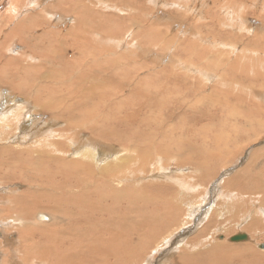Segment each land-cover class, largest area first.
<instances>
[{
  "label": "rangeland",
  "instance_id": "374dc122",
  "mask_svg": "<svg viewBox=\"0 0 264 264\" xmlns=\"http://www.w3.org/2000/svg\"><path fill=\"white\" fill-rule=\"evenodd\" d=\"M64 1L50 0L48 2L44 0V3L41 2L40 4L47 5L48 9H51V7L55 5V7H57L59 6V4L60 6L68 7V4L63 3ZM96 1L98 0H91V2ZM99 1L100 2L97 4H102V11L105 17L106 15H111L112 13L119 18H122L123 16L129 18L130 16L127 17L128 14H131L135 17L136 22L135 26L133 27V32H135L134 34H136L137 36L133 35L132 37L131 34V37L134 39V41L132 42L133 44L131 43V47L128 46L131 45L129 42L131 41V38L127 41L129 44H127V42H124V40L126 41V39H128L129 34H127L128 36H123L124 38L119 45L117 41L112 43V41L109 39H105L101 42L96 41L99 46L105 47L107 51L109 48L118 45L117 47H120V51H122V53L120 52V55L122 54L126 57L121 58L122 60L118 59L117 62L110 57L111 55H107V51L103 53V55H94V58L92 57L94 60L92 58H88L89 60L87 63L81 60V58L79 57L81 53L77 54L70 48L71 45L76 43V35L80 31L79 29L76 30L78 24V19L76 18L75 22H73V25L68 26L69 24H67L66 29L61 31H53L52 34H47L49 40L51 38V41H49L45 35H42L45 34V32L40 33V31H38L37 33L36 28H33V30L31 29L28 34H31L32 38L31 42L27 44L26 49H24L25 43L23 42L22 45L20 42V40L24 39L23 36L20 39L19 37H17V39L13 41L11 39L9 40L5 38L7 33H9V28H11L12 25L9 24L8 26H0V46L2 43H4L7 53H10L8 51H14V54H12L13 60L8 66H6V64L4 63L7 55H1L0 53V68H2L3 65L4 68H2V71L3 73H5V75L0 74V88L4 86L2 83L9 82V85L18 84V86H22L27 91H30L33 86H41V89L47 86L46 88L48 89L49 86L57 85V88L63 87L64 91H66L65 88H67V86H71L69 82L72 81L70 79L72 70L79 68L81 64L83 65V70L85 71L79 70V74L77 76H72V79L74 78L77 82H80L82 80L80 74L88 77L87 80L82 84V86H79L81 87V90L75 87V89L77 88L76 92L78 98H71V95L75 94L74 89L73 91H69L68 93L70 102H60V108L61 110H64L66 116L58 113H56V116H59V119L68 124V128H65L64 130L65 133L63 131H60V128L63 126V124H57L54 128H52L51 124L48 123V121L50 120L54 121L55 117H52L47 112V110L46 112L31 111L32 115L29 114L30 110H24V102L21 100L22 95L20 94V92H17L16 96L18 97V99L11 100V98H5V101L8 102V104H6L7 110L1 111L0 109V134L1 132L4 133V131H6V127L3 125V120L7 117H10L13 109H18L17 106L20 105L21 110L25 114H22L18 119H13L18 120V122L22 124H28L31 120L32 122L30 126H35L33 128L34 135H39L40 133L47 131V129L51 127V129H53L56 134H59V140L61 139L60 136L62 135L63 138L61 147H64L65 144L69 143V138L73 137L71 135L79 136V134L81 133V135L84 136L83 138H85L86 143L78 146L76 148V151H78L85 147H89V144L92 145L91 141L87 139H89L88 136H95L93 134L89 135L85 128L80 129L77 125H75L76 123L80 122L78 117L80 116V113L82 111V113H84V111H86L90 107L92 109L95 108L96 105L100 104L99 106H101L103 111L108 113L110 117V111H112L113 107H116L117 104H120V101H128L130 98L134 97L128 91V89H130V91L132 92H135V89H138V87L147 89L153 94L152 96L148 95L146 98L136 99L137 101L140 99L151 103L150 110L144 115H141V117L146 118V120L148 118H154L155 121L153 123H161L164 134L168 135L165 140L169 138L173 144V141L176 142L178 139L180 142L182 141V143H184V149L175 152L176 149L172 148L173 152H170L165 156H161V158L153 163V165L146 163L147 168L142 167L138 170L140 178L145 175L149 177V179L147 180L139 181V194H136L137 186L133 184L135 190L134 194L136 195H133L135 202H141L142 200H144V202L146 201L148 205L152 204L150 207L158 209L160 204H155L152 202V200H155L154 198L156 197L158 199L160 198L159 200H161L162 204L164 202V204H166L168 202L173 203V201H177L180 202V205H183L180 206L182 208L180 219H182L183 221H187L189 220V215L185 213H187L188 211V213L191 214V226L193 227L190 226L183 229V226H181V229L178 231V237H175L171 240L173 241V243L170 244L169 242L165 244V254L167 255L171 251H176L174 250L175 248H173L174 241L175 243H180V239L182 238V236H185V239L189 238V241L191 240L190 243L186 246V249L191 250L192 253L197 254L200 251L201 242L205 238L208 239L205 242L206 246L210 244L209 240L211 242H214L216 241V238H218L220 242L224 241L226 245L234 246L250 243L254 247V249L262 251L264 249V201L261 199L263 195L259 191L261 187L264 186V0ZM22 2L23 1L18 0L16 6L19 7ZM28 2L29 0L24 3L23 7L20 10L11 13V15L13 17L20 16L24 19L25 14L32 9V6L27 4ZM114 2H116L117 5L115 8H111V5ZM126 2H131L132 8L131 6L130 8L125 7ZM14 3L13 0H8L6 3L2 4L0 0V6L4 7V9L7 8L8 4L11 5ZM2 12H5V10H1V13ZM36 12L37 11L32 13L33 17L38 16L40 12L43 13L41 9L39 12ZM125 12L127 13L125 14ZM129 32L130 31H128V33ZM39 36H41V38H39L40 42L37 41ZM162 36L163 38H160ZM172 37L174 40H172ZM54 38L59 42L58 44L53 45ZM92 39L97 40L95 38ZM44 40L46 41V43L50 42L51 46L55 47L56 49H49L47 47L48 44L46 45V43L42 42ZM10 41H12L11 45L14 43L16 44L14 48L7 47ZM35 45L37 47H35ZM129 48H131L130 52ZM183 48L186 52L190 51L191 54L188 53V55L184 54V52L182 53V51L180 50ZM27 49L28 51L31 50L34 52L32 61H30L32 57H28L29 52L24 55V51ZM44 50L47 51L46 56H44L45 53L42 54ZM124 50H127L129 53L127 51L125 52ZM142 51L145 53H143ZM58 52L61 55H59ZM139 52L141 53L142 57L140 56ZM193 55H197V57H199V60L202 59L200 64L197 63V59ZM74 60H78L75 61L78 63L75 64ZM97 60L102 63L100 65L103 69L107 64V66H112L106 68L107 70L105 69L103 71L97 65L98 63L95 62ZM179 60L185 61L179 62ZM28 61H30L33 67L41 68L39 70V73L37 74L38 76L36 74H31V67H27L28 65L27 63H25ZM90 61H92L93 63ZM165 61L167 62V64ZM39 62L43 63L40 64ZM65 63H67V66L61 67V65H64ZM85 65L89 66L85 67ZM135 65L137 68L135 67ZM26 68H28L27 71ZM152 68L155 69L152 70ZM47 69L49 71H46ZM114 69H117L118 71ZM174 69H176V71ZM41 70L44 71L42 72ZM92 71H98L99 73L97 72L98 74H94ZM114 71H117V74ZM121 76L123 77L122 79ZM56 78H58L59 80ZM44 79H50V81H45ZM94 82L99 84H93ZM51 83L53 85H51ZM90 84L101 86L100 88L99 86H90L95 90L94 96H92V94L90 93L91 90H88V85ZM229 87L232 88V94H237L238 97L242 98V102L239 103L240 105L237 104L229 108V111L233 114V116L230 113L220 114L218 108L213 105L217 101H222L223 97H226L224 89ZM255 88H258L257 92L255 91ZM250 89H252V91H250ZM101 90H104L105 92H102ZM152 90L154 92H157L158 94L153 93ZM98 91H100V93ZM109 91H112V93H110ZM159 91H161V93H159ZM121 92L123 95H121ZM7 93L8 91L3 94H6V96H8ZM34 94L38 95L36 91L34 92ZM48 97L50 98V100H53L52 96ZM96 97L101 101L97 102ZM85 98H89V100H87L86 102L87 105L84 104L85 106L83 105V107L77 106V101L79 102L81 99L85 100ZM0 99L2 98L0 97ZM245 99H247V101H244ZM231 100L234 101L237 100V98L231 97ZM110 104L111 107L109 106ZM159 106L161 107L159 108ZM11 107L13 109H11ZM174 108H177V110L179 111L178 114L176 116L173 115L172 117H169L168 115L174 110ZM189 108H191V110H188ZM5 113H8V116L4 118L3 115ZM69 114H73L75 115V117L77 115L76 120H74V118H68L67 115ZM236 117L245 120L247 123L239 124L234 119ZM251 120L252 123L249 124L248 122H250ZM69 123L71 124L69 125ZM42 125H44V127ZM87 126L91 127L92 124L89 123V125H86V128ZM179 127H181L182 130H184L185 128L187 129L186 136L179 133ZM111 129L112 128H110V130ZM176 130L178 133L176 132ZM239 131L241 132L239 133ZM23 133L29 134L27 129H25ZM0 138L4 139V137ZM147 138L149 139V137ZM216 138H219L220 140L216 141L215 143L214 139ZM103 139L109 141L108 143L112 144L113 141H116L113 137ZM142 139L146 140L145 137H143ZM9 140L13 141L12 138H9ZM195 143L198 144L196 145ZM198 145L202 146L203 149L202 147L200 149ZM114 149L116 150L118 149V147L115 146ZM114 149H111L112 153H114ZM234 150H236V153ZM136 151H138L139 153L141 152V150ZM257 151L258 158H256L254 161L250 160L252 153ZM42 153L41 156L44 160L45 155H43ZM205 153H218L223 157L224 162L230 159V163L226 164L223 162L222 164L218 163V165H216L213 157H210L207 160L204 159L203 155ZM0 161V196L23 193L26 190L27 183L16 182L13 179H9L6 181L5 177H2L5 174L3 172H10V170H6L7 166L3 163V160L1 158ZM248 162H250V164L253 166L252 172L248 173L247 171H245L243 175H252L251 179L255 177L256 179L252 180L253 183L244 184L243 182H240L241 184L236 185V188H232L231 186L227 185V183L223 185L225 180L232 177V175L236 171L242 169ZM157 166L160 168L157 172L149 173V171L155 170ZM31 167L32 168H27L26 166V169L28 171L36 170L37 173L39 172L37 170L43 169V166L41 164H39V166L31 165ZM217 167L218 170H216ZM159 171H165L167 172V174L164 176H157V173ZM29 174L33 175L35 173H28L27 175ZM172 175L174 176L171 177ZM138 176L139 175H135L134 177L136 178ZM156 178L159 181H155L154 179ZM196 178L199 180H196ZM136 180L138 179H133V182ZM177 182H180L181 184H178ZM148 183H151L150 185H159L162 187L156 190H149ZM182 185L186 186L183 187ZM246 189L248 192L246 191ZM239 191H245L247 193L248 201H245L246 198H243V196H241L242 194ZM254 192H259V196L256 197ZM173 193L174 199L171 200L170 197L173 195ZM44 194L45 193H43V195ZM57 195L58 194L53 195L51 200L48 199L49 205H51L52 202L55 201L54 199H56ZM240 196L242 199L240 198ZM253 198H255V200H253ZM60 200L61 199L58 198V202H60ZM190 201H194V203ZM238 201H241V205L246 202L249 206H251V211L253 212L254 210L255 213H248V216L241 213L237 216L238 218L232 220L233 216L235 215L234 210H237L238 208L241 209V207L238 205L234 210L232 209L230 211L228 210V206L229 208H232V204H234V202L237 203ZM218 203H224V205L222 206L223 208L219 206L217 213L215 214V211L212 212V208L215 209V206ZM184 204L186 206H184ZM257 204H260V206H257ZM3 205H5V203H3ZM195 205L196 207H193ZM8 206L9 205L2 207H4L5 209L7 207L8 209L6 210H11L10 206ZM45 206H47V204H42L41 208L43 209ZM147 208L149 209V207ZM123 209L124 207L121 206V209L118 210L119 212L117 211L119 219L122 217L123 212L125 213V216L128 214V210ZM219 211L220 214H218ZM228 212H231L232 214L231 216L229 215L230 218H228ZM224 214L225 218H223ZM124 217H122L121 220H123ZM185 217L187 218L186 220ZM194 219L201 222L199 226L207 220L210 221V224H213L206 231V233H204V235L203 232H200L199 234H196V237L192 238V235L198 230L197 226H195L197 225V222ZM247 219L248 221L252 219V221L256 223L257 228L259 224L257 233H252L250 230L244 227L245 223L243 224V221H246ZM220 222H222V224H218ZM8 224H10L9 221ZM126 225L127 226H124L125 229H130L131 224L126 223ZM225 225L227 226V228L224 227ZM7 226V224L3 223L2 220H0V238L2 233H5L4 230ZM124 227L122 228L124 229ZM225 229H227V231H225ZM242 233H245L247 235V238L245 240H230L231 236ZM11 238L12 241L10 242L18 246L19 243L17 239V233H13L11 235ZM195 240L196 242H193ZM38 241L39 240L34 242L31 246L25 248L26 251L31 249L30 247L35 246ZM226 245L224 244L225 247H230ZM174 246L182 248L183 244L181 246L175 244ZM12 249L13 248L9 247L6 244H0V264H14V261L11 260V262H9L6 260L11 256L16 257L15 264H21L19 261L27 260L24 255L19 256L18 251L14 252L12 251ZM52 251L53 250H51V252ZM106 255V253H103L101 257H105ZM173 256L174 255L171 253L168 256L162 255V257L158 260L159 262L157 260V262L155 261L156 263H154L153 261L151 262L152 264H179L175 261L172 262ZM186 257L190 258L191 256L187 255ZM110 260H112V258H110L108 261ZM151 262L148 263V260H145L144 263L151 264ZM206 263H208V260L205 261L204 264ZM26 264L40 263L38 261L29 260V263Z\"/></svg>",
  "mask_w": 264,
  "mask_h": 264
},
{
  "label": "bare ground",
  "instance_id": "6f19581e",
  "mask_svg": "<svg viewBox=\"0 0 264 264\" xmlns=\"http://www.w3.org/2000/svg\"><path fill=\"white\" fill-rule=\"evenodd\" d=\"M7 1L1 0V3L3 4L6 3ZM17 1L18 0H13L14 4L11 5L8 4L7 8L5 9L4 7L0 6L1 7L0 26H8L9 24L12 25V27L9 28V33H7L5 38L9 40L11 39L13 41L17 39V37H19L20 39L23 36L24 39L20 40V42L22 45L23 42L25 43L24 49H26L27 44L31 42L32 35L28 34L31 29L33 30V28H36L37 33L38 31H40V33L45 32V34L42 35H45L46 38L49 40L47 34H52L53 31L64 30L67 28V24H69L68 26L73 25V22H75V18L78 19L76 30L79 29L80 31L76 35V43L71 45L70 48L73 51H75L77 54L81 53L79 57L83 62L86 63L89 60L88 58H92V57L94 58V55H100V54L103 55V53L107 51L105 47L99 46L96 43V41L101 42L105 39H109L112 41V43L117 41L119 45L122 39L124 38L123 36H128L127 34H129L128 39L125 38L126 41L124 40V42H127L131 38V41H129L131 44L134 41V39L132 38L133 35H136L134 34L135 32H133V27L135 26V22H136L134 16L128 14L127 17L130 16L129 18H126L125 16L119 18L118 16L112 13L111 15H106L105 17L102 11V4H97L100 2L99 0L96 2H91V0H65V1L60 0V1H64L63 3L68 4V7H63L60 6L59 4V6L57 7H55L56 5L52 6L51 9H48L47 5L40 4L41 2L44 3V0H29L27 4L32 6V9L25 14L24 19L23 17L20 16L13 17L11 15V13L20 10L23 7L24 3H26V1L28 0H20L23 2L19 7L16 6ZM46 1L49 2L50 0H46ZM101 1H105V0H101ZM116 5L117 3L114 2L111 5V8H115ZM130 6L132 8L131 2L125 3V7L130 8ZM40 9L43 11V13L40 12L38 16L33 17L32 13L35 11L39 12ZM1 10L2 11L5 10V12H2L3 13L2 14ZM126 13L127 12H125V14ZM128 31L130 32L128 33ZM39 38H41V36H39L37 40L40 42ZM92 38H95L97 40H94ZM160 38H163V36ZM172 40H174L173 37ZM12 41L8 43L7 46L8 48L15 47L16 45L15 43L11 45ZM49 41H51V38ZM42 42L46 43L45 40ZM58 43L59 42L54 38L53 45ZM47 44H48L47 47L49 49L52 50L56 49L55 47L51 46L50 42L46 43V45ZM127 44L129 43L127 42ZM132 44L128 46L131 47ZM117 46L111 47L107 51V55H111L110 57L116 62L118 59L126 57L125 55L122 54L120 55V52L122 53V51H120V47ZM35 47L37 46L35 45ZM184 48L180 50L182 51V53L184 52V54H188V53L191 54L190 51L186 52ZM130 50L131 48H129V52ZM8 52L10 53L6 52L4 43H2L0 46V53L1 55L4 54L7 55V57L5 56L6 60L4 61L6 66H8L12 62L13 60L12 54H14L13 50ZM24 52H25L24 55H26L29 52L28 57H32V59L30 60L32 61L34 52L31 50L28 51V49L25 50ZM43 53H45L44 56L47 55V51L44 50L42 54ZM194 57L197 59V63L200 64L202 59L199 60V57H197V55ZM30 61L25 63H27L28 65L27 67H31V71H30L31 74L37 75L41 68L33 67ZM75 61L78 60H74L75 64L78 63ZM180 61L183 60H179V62ZM95 62L98 63L97 65L103 71L106 68L112 66V65L107 66L108 65L107 64L103 69L101 68L100 65L102 64L101 62H99L98 60ZM39 63L41 64L43 62H39ZM62 66L66 67L67 63L61 65V67ZM88 66L85 65V67ZM2 68H4L3 65ZM2 68H0V72H1L0 74L5 75V73H3L2 71ZM48 69L46 71H49ZM153 69L155 68H152V70ZM27 70L28 68H26V71ZM79 70L85 71L83 70L82 64L79 68L72 70L70 77L72 81L69 82L71 86H67V88L69 89L70 87V89L68 90L67 88H65L66 91H64L63 87L57 88L58 85L49 86L48 89L46 88L47 86H45L42 89L41 86H33L30 89V91H27L22 86H18V84L9 85V82L2 83L4 86L0 88V97L2 98L0 99L1 111L7 110L6 104H8V102L5 101V98H11V100H16L18 99L16 93L20 92V94L22 95L21 100L24 102V107H23L24 110H30L29 113L30 115H32L31 111L46 112L47 110V112L52 117H55L54 121L50 120L48 121V123L51 124L52 128H54L57 124H61V125L63 124V126L60 128V131H63L65 133L64 130L65 128H68L67 127L68 124L65 123L63 120L59 119L58 118L59 116L57 117L56 113L66 116L64 110L63 109L61 110L60 108V102L61 103L70 102L69 101L70 97L68 95L69 91H73L75 87L81 90V87L79 86H82V84L87 80L88 77L84 76L83 74H80V77H82V80L80 82H77L76 79L74 78H73L74 80L72 79V76H77L79 74L80 72ZM174 70L176 71V69ZM117 71L114 72L116 73ZM97 72H93V73L98 74L99 72L98 73ZM122 78L123 77L121 76V79ZM48 81H50V79ZM93 84H99V83L94 82ZM93 84L88 85L89 86L88 90H91L90 93L92 94V96L95 95V90L90 86H99ZM51 85L53 84L51 83ZM100 87L101 86H99V88ZM77 88L75 89V94L71 95V98H78L76 92ZM229 88L224 89L225 90L224 93L226 97L224 98L222 96L223 97L222 101H217L213 104L214 106H216V108H218L220 114H224V113L232 114L229 111V108L237 104L240 105L239 103L242 102L241 100L242 98L238 97L237 94H232L231 93L232 88L230 89ZM258 88L257 89L255 88L256 92ZM6 91H8L7 93L8 96H6V94H3L6 93ZM35 91L38 95L34 94ZM101 91L103 92L104 90ZM128 91L134 97L130 98L128 101H120V104L117 105L115 104L116 107H113V110L110 111V117L108 113L104 112L101 106H99L100 104L96 105L95 108L92 109L90 107L89 109L84 111V113H82L83 111L80 113V116L78 117L80 122L74 124L77 125L80 129L85 128L89 135L93 134L95 136L92 137L88 136L89 139H87L91 141L93 146L89 144V147H85L78 151H76V148L82 145L83 143H86L85 138H83L84 136L81 135L80 132H79L80 133L79 136L71 135L73 137L69 138V143L65 144L64 147H61V142L63 137L60 134L61 139L59 140V134H56V132H54L53 129H51V127L47 129V131H44L39 135H34L33 128L35 126L34 127L30 126L32 122L31 120L29 121L30 123L28 124H22L19 123L18 120L13 119V118L18 119L22 114H25L21 110L20 105L17 106L18 109L17 108L13 109L11 107L13 111L10 117H7L8 113H5L3 115L4 118L5 117L7 118L3 120V125L6 127V131H4V133L1 132L0 134V137H4V139L0 138V158L3 160V163L7 166L6 170L7 171L10 170V172L4 171L3 173L5 174L2 177H5L6 181L9 179H13L16 182H25L27 183V186H26V190L23 193H19L16 195L10 194L8 196L6 195L0 196V220H2L3 223L8 225L4 230L5 233L4 234L2 233L1 235L0 244L8 245L9 247L13 248L12 251L14 252L18 251L19 256L24 255V257H26L27 260L19 261L21 264L29 263V260L38 261L40 264H145L144 263L145 260H148V263H150L151 261L156 263L162 257V255L168 256L170 253L174 255L172 262L175 261L178 262L179 264H204L205 261L207 260L208 263L206 264H264V249L262 251H258L257 249H254V247L250 243H245L242 245H234V246L226 245L224 241L220 242L218 238H216V241L214 242H211L209 240L210 244H208L207 246L205 245V242L208 239L202 238L203 240L201 242L200 251L197 254V253H192L191 250L186 249V246L190 243L191 240L189 241L188 240L189 238L185 239V236H182V238L180 239V243H175L174 241V245L178 244L181 246L183 244L182 248H178L173 245V248H175L174 250L176 251L175 252L171 251L167 255L165 254L166 253L164 252L165 244L169 242L170 244L173 243V241L171 240L175 237H178L179 235L178 231L181 229L180 227L183 226V229H185L186 227L191 226V222H192L191 214L188 213V211L187 213H185L189 215L188 218L189 220L187 221H183L182 219H180V214H182V208L180 206L182 204L180 205V202L177 201H173V203L168 202L166 204H164L165 203L164 202L162 204L161 200H159L160 198L158 199L156 197L154 198L155 200H152V202L155 204L158 203L160 204L158 209H154V207H150L152 204L148 205V203L146 201L144 202V200H142L141 202H135L133 195L134 196L136 195L134 194L135 190L133 184L137 186L136 194H139L140 192L139 181L147 180L149 179V177L145 175L140 178V174L138 170L141 169L142 167L147 168L146 163L153 165V163L158 161L161 158V156H165L166 154L173 152L172 148L176 149L175 152L184 149V143H182V141L180 142L177 139L176 142L173 141L174 144L173 145L172 141L169 138L165 140L168 135L164 134L161 123L158 122L153 123L155 121L154 118H148L146 120V118L141 117V115H144L146 112L150 110L151 103L140 99L137 101L136 99L146 98L148 95L152 96L153 94L150 91H148L147 89H143L141 87L135 89V92L130 91V89H128ZM250 91H252V89H250ZM98 92L100 93V91ZM152 92L158 94L153 90ZM110 93H112V91ZM159 93H161V91H159ZM121 95H123L122 92ZM48 96H52L53 100H50ZM231 97L237 98V100L232 101ZM96 99L95 100L97 102L101 101L97 97ZM81 100L79 102L77 101V106L83 107L84 104L87 105L86 102L87 100H89V98H85V100L83 99ZM244 101H247V99H245ZM109 106L111 107V104ZM160 107L161 106H159V108ZM188 110H191V108H189ZM178 112L179 111L177 110V108H174V110L168 116L169 117H172L173 115L176 116ZM67 117L71 119L74 118V120H76L77 115L75 117V115L69 114L67 115ZM234 119L239 124L247 123L245 120L239 119L238 117ZM89 123L92 124V126L91 127L87 126L86 128V125H89ZM248 123L249 124L252 123V120ZM70 124L71 123H69V125ZM42 126L44 127V125ZM110 128L112 129L110 130ZM25 129L28 130L29 134L23 133ZM178 129L180 130L179 133L186 136V132H187L186 128L182 130L181 127H179ZM240 132L241 131H239V133ZM110 137H113L116 140L113 141V144L108 143L109 141L103 139ZM143 137H145L146 140L142 139ZM147 137H149V139ZM9 138H12L13 141H10ZM218 140L220 139L216 138L214 139V142L216 143V141ZM115 146H117L118 149L115 150L114 149ZM199 147L201 149L202 146ZM111 149H114V153H112ZM136 150H141V152L139 153ZM234 151L236 153V150ZM41 153L45 155L44 160L43 157L41 156ZM257 153L258 151L252 153L250 160L254 161L256 158H258ZM203 156L205 160H207L210 157H213L216 165H218V163L222 164L224 162L223 157L218 153H205ZM224 163L226 164L230 163V159L226 160ZM39 164L43 166V169H40L41 171L37 170L39 171L38 173L36 172V170L28 171L26 169V166L27 168L29 167L32 168L31 165L39 166ZM252 167L253 166L250 164V162H248L242 169L236 171L232 175V177L225 180L223 185L227 183V185L231 186L232 188H236V185L241 184L240 182H243L244 184L253 183L252 180H255L256 179L255 177L251 179L252 175L251 176L243 175L245 171H247L248 173L252 172ZM159 169L160 168L157 166L155 170L149 171V173L157 172ZM216 170H218V167ZM28 173H35V174L27 175ZM166 174L167 172L165 171H159L157 173V176H164ZM135 175H139V176L135 178L134 177ZM173 176L174 175H172L171 177ZM133 179H138V180L133 182ZM154 180L159 181L157 178ZM196 180L199 179L196 178ZM150 184L151 183H148L149 190L151 189L156 190L162 187L159 185H150ZM178 184L181 183L179 182ZM239 192L242 194L241 196H243V198H246L245 201H248L247 193L245 191L243 192L239 191ZM259 192L263 195L261 199L264 201V186L261 187ZM259 192L258 193L254 192L256 197L259 196L258 195ZM43 193L45 194L43 195ZM56 194L58 195L56 196V199H54L55 201L52 202L51 205H49L48 199L51 200L52 196ZM58 198L61 199L60 202H58ZM170 198L171 200L174 199V193ZM253 200H255V198H253ZM235 202L234 204H232V208H229L228 206V210L230 211L232 209L234 210L238 205L241 207V209L238 208L237 210H234L235 215L233 216L232 220L238 218L237 216L241 213H243L246 216H248V213H255L254 210L253 212L251 211V206H249L246 202H244L242 205L240 204L241 201L240 202L238 201L237 203ZM3 203H5V205H3ZM192 203H194V201ZM42 204H47V206H45L42 209L41 208ZM7 205L10 206L11 210H6L8 209L7 207L6 209L2 207ZM223 205L224 203L216 204L215 209L212 208V212L215 211L216 214L218 207L219 206L222 207ZM121 206H123L124 209L128 210V214L126 216L125 213L121 211L123 212L122 217L125 216L123 220H121L122 217L119 219V215H117V211L121 209ZM184 206L186 205L184 204ZM257 206H260V204H257ZM147 207H149V209ZM193 207H196V205ZM3 209L5 210V212ZM218 214H220V211L218 212ZM227 215L228 218H230L229 215L231 216L232 214L231 212H228ZM223 218H225V214ZM186 219L187 218L185 217V220ZM194 220L197 222V225L195 224L194 225L197 226L198 230L192 235V238L196 237V234H199L200 232H203L204 235V233H206V231L213 224V223L210 224V221L207 220L199 226L201 222L196 219ZM8 221L10 222V224H8ZM222 222L218 224H222ZM126 223L131 224L130 229L129 228L125 229L124 226H127ZM223 224H227V223H223ZM243 224L244 227H246L252 233L258 232L259 224L257 228L256 223H254L252 219L250 221H248V219L246 221H243ZM122 227H124V229ZM224 227L227 228L226 225ZM225 231H227V229H225ZM13 233H17V239L19 243L18 246L10 242L12 241L11 235ZM234 236L239 237L234 239L235 241L245 240L247 238V235L245 233L236 234ZM234 236L230 237L231 241L233 240ZM37 240H39L38 243L35 246L30 247L31 249L26 251L25 248L31 246ZM193 242H196V240ZM224 244L230 247H225ZM51 250L53 251L51 252ZM103 253H106L107 255L105 257H101ZM187 255H190L191 257L187 258L186 257ZM15 258H16L15 256H11L6 260L9 262H11L12 260L14 261L15 264L16 263ZM110 258H112V260L108 261Z\"/></svg>",
  "mask_w": 264,
  "mask_h": 264
},
{
  "label": "water",
  "instance_id": "95a60500",
  "mask_svg": "<svg viewBox=\"0 0 264 264\" xmlns=\"http://www.w3.org/2000/svg\"><path fill=\"white\" fill-rule=\"evenodd\" d=\"M240 236H241V235H240ZM234 237H235V238H234ZM234 237H233V240L236 239V238H239V237H236V236H234ZM242 238H244V237H242Z\"/></svg>",
  "mask_w": 264,
  "mask_h": 264
}]
</instances>
